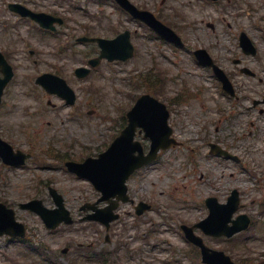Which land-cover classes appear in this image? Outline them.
<instances>
[{
  "label": "rangeland",
  "instance_id": "1",
  "mask_svg": "<svg viewBox=\"0 0 264 264\" xmlns=\"http://www.w3.org/2000/svg\"><path fill=\"white\" fill-rule=\"evenodd\" d=\"M132 1L171 23L168 25L182 37L184 47L157 38L112 0H0V50L14 70L1 97L0 137L33 154L20 168L0 161V201L13 207L16 218L27 228L24 242L0 236V264H48L52 259L58 264H203L198 248L186 240L180 225L206 216L203 200L207 195L225 200L232 188L241 193V211L261 221L255 237L239 244L205 236L200 229L194 231L210 247L223 249L236 261L248 251L256 263L264 264V214L253 205V199L264 192V0H222L226 6L221 9L205 0L185 4L181 0ZM11 2L60 16L64 22L54 33H44L34 22L10 11ZM126 28L131 32L133 57L102 60L82 79L73 74L75 67L98 53L96 44L79 43L77 37L90 30L94 36L111 38ZM239 28L255 45L254 56L242 53ZM199 47L230 75L236 98L219 96L212 72L198 65L192 54ZM235 59L241 61L240 66L233 64ZM242 67L253 73H241ZM157 68L166 76L163 87L152 76ZM43 71L66 79L77 94L74 106L65 105L32 82ZM145 76L150 78L151 88L145 85ZM150 91L169 96V101L160 97L168 102L173 112L170 123L184 143L164 151L130 180L135 199L149 202V210L136 215L133 207L123 204L107 232L90 221L49 231L38 215L18 207L19 202L35 197L51 206L47 186L52 185L77 219L81 202L95 199L97 192L88 181L69 173L63 159L82 160L104 150L111 135L119 133L120 116L135 97ZM183 91L189 96L173 104V96ZM251 100L261 103L252 107ZM218 105L224 107L222 116ZM138 138L148 146L142 135ZM208 141L238 154L240 163L209 154ZM161 222L169 225V232L159 233ZM96 233L99 240L92 252L109 253L106 262L98 256L80 257L73 249L61 254L62 247L95 240ZM28 245L35 248L33 253Z\"/></svg>",
  "mask_w": 264,
  "mask_h": 264
},
{
  "label": "water",
  "instance_id": "2",
  "mask_svg": "<svg viewBox=\"0 0 264 264\" xmlns=\"http://www.w3.org/2000/svg\"><path fill=\"white\" fill-rule=\"evenodd\" d=\"M125 7L126 4H125ZM21 11V10H20ZM23 14L28 13L31 17L36 18L42 25L48 26L44 21L42 14H32L31 12L21 11ZM148 21L164 36L176 43H180L179 39L169 31L168 28L161 26L158 22L154 21L152 17L147 18ZM122 48L118 54L110 55L108 58H122L125 59L131 55L132 46L128 42L127 35L122 36ZM0 62H4L3 58L0 56ZM80 75L86 74V70L78 69ZM50 77V76H46ZM41 78V83H43L44 78ZM54 78V77H53ZM8 78H5L0 83V93L1 89ZM60 88L65 90V94L72 97L71 93L65 82L61 79L54 78ZM44 84V83H43ZM67 89V90H66ZM70 98L69 101H72ZM129 126L126 127L121 135L116 139L113 145L103 154L100 155L99 159L92 160L88 159L84 164L80 165V170L78 172L82 175L88 176L97 187L101 188L105 195H111L116 192L122 195L125 191L123 185L125 176L127 175L129 169L132 165L139 161V157H134L132 152L135 149L140 150L139 144L137 142H132V136L136 126H142L145 130L146 135L150 136L152 139V154L158 150L159 147H165L167 136L170 129L166 125L167 112L164 106L158 103L153 98L148 95L141 96L133 109L128 113ZM0 154L3 156L6 162L17 164L23 162V155L17 154L12 155L9 148L0 143ZM12 156V157H11ZM71 169H75V165L71 166ZM61 206V200L59 201ZM208 205L210 207L209 217L201 222L199 225L206 231H213L216 234L226 233L227 235L232 234L234 231L240 229V226L227 227L225 224L229 220L231 214L236 209V199L235 194L229 198V201L225 205H220L215 199H209ZM22 207H29L36 210H40L41 207L39 202H29L21 205ZM31 208V209H32ZM45 210L42 209L41 213L44 215ZM45 217V216H44ZM46 218V217H45ZM65 219L69 222L70 219L67 216V212L63 211L62 215L58 218ZM47 221V218H46ZM20 224H17L13 220V213L11 210L6 209L2 204H0V234L6 232L11 235H17L18 233L11 230L21 228ZM190 234V233H189ZM193 241L197 243L202 250L203 260L209 262L210 264H234L230 261L228 256H225L222 252L211 251L202 244L200 238H193Z\"/></svg>",
  "mask_w": 264,
  "mask_h": 264
}]
</instances>
